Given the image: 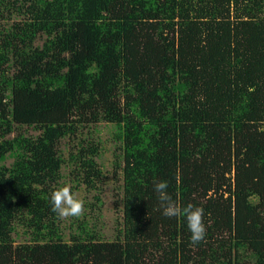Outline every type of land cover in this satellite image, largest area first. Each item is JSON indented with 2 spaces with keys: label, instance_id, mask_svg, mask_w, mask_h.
<instances>
[{
  "label": "trees",
  "instance_id": "obj_1",
  "mask_svg": "<svg viewBox=\"0 0 264 264\" xmlns=\"http://www.w3.org/2000/svg\"><path fill=\"white\" fill-rule=\"evenodd\" d=\"M99 123L123 228L85 214L68 238L51 193L65 168L100 190ZM158 180L204 209V242ZM0 264H264V0H0Z\"/></svg>",
  "mask_w": 264,
  "mask_h": 264
},
{
  "label": "rangeland",
  "instance_id": "obj_2",
  "mask_svg": "<svg viewBox=\"0 0 264 264\" xmlns=\"http://www.w3.org/2000/svg\"><path fill=\"white\" fill-rule=\"evenodd\" d=\"M42 45V41L38 42ZM92 133L96 139L101 141V154L97 158V162L101 166L104 177L99 185L100 190L97 192H87L82 187L75 190L79 193L80 198L85 200V212L82 216L87 214V220L92 228L97 229L106 240H114L118 235V230L123 228V180L120 167L117 166L118 158L120 155L118 148L119 144L113 140L114 126L107 123H99L95 127H91ZM27 130V131H26ZM28 135L37 136L39 132L34 129H26ZM88 131V129H86ZM67 140L62 143V148L66 149ZM12 160L8 161L10 164ZM70 168L63 170L64 179L62 183L70 185L69 178ZM100 198V202L96 199ZM76 217L61 219L62 226L65 233L69 238L70 233L75 231ZM18 242L22 238H17Z\"/></svg>",
  "mask_w": 264,
  "mask_h": 264
},
{
  "label": "clouds",
  "instance_id": "obj_3",
  "mask_svg": "<svg viewBox=\"0 0 264 264\" xmlns=\"http://www.w3.org/2000/svg\"><path fill=\"white\" fill-rule=\"evenodd\" d=\"M168 181L158 180L153 183V191L158 200L157 211L166 218L183 216L186 218L187 228L190 232V243L198 245L205 241L207 226L205 224V213L202 207L191 203L181 206L174 201L168 192ZM51 210L61 219L80 217L85 212V200L80 198L79 193L72 191L70 185L56 188L50 197Z\"/></svg>",
  "mask_w": 264,
  "mask_h": 264
}]
</instances>
